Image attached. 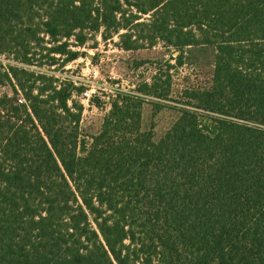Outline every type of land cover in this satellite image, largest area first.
I'll use <instances>...</instances> for the list:
<instances>
[{
    "label": "trees",
    "instance_id": "obj_1",
    "mask_svg": "<svg viewBox=\"0 0 264 264\" xmlns=\"http://www.w3.org/2000/svg\"><path fill=\"white\" fill-rule=\"evenodd\" d=\"M96 33L179 65L211 45L212 84L159 140L143 94L168 98L170 75L117 90L88 143L66 87L0 61V264H264V0H0V54L19 62L73 61Z\"/></svg>",
    "mask_w": 264,
    "mask_h": 264
},
{
    "label": "rangeland",
    "instance_id": "obj_2",
    "mask_svg": "<svg viewBox=\"0 0 264 264\" xmlns=\"http://www.w3.org/2000/svg\"><path fill=\"white\" fill-rule=\"evenodd\" d=\"M73 49H80L82 54L65 64L61 58L64 56L58 53L55 54L54 63H49L48 57H41L40 63L26 64L6 53L0 54V61L4 66L18 63L19 67L29 71L52 76L55 85L66 87L71 93L68 102L71 112L77 114L81 107L78 132L88 143L91 136L100 131L104 115L110 109L111 97L117 90L137 92L140 84H152L155 77L160 75L159 82L165 85L170 75L168 98L143 94L145 101L142 106L141 129L151 130L154 139L159 140L179 117V107L185 106V90L210 87L216 59V49L211 45L189 46L184 49L183 64L179 65L172 58L178 52L161 42L154 46L125 50L119 45L117 35L104 40L100 33L92 35L84 46ZM42 81L37 80L36 85L41 86ZM3 93L13 95L9 84L0 83V95ZM17 96L22 98L20 93ZM97 99L101 101L97 102ZM199 112L203 114L202 118L213 115L203 110ZM60 113L67 129L75 128L77 131V119L73 121L68 112Z\"/></svg>",
    "mask_w": 264,
    "mask_h": 264
},
{
    "label": "built area",
    "instance_id": "obj_3",
    "mask_svg": "<svg viewBox=\"0 0 264 264\" xmlns=\"http://www.w3.org/2000/svg\"><path fill=\"white\" fill-rule=\"evenodd\" d=\"M19 100H20L21 102H23V101L25 102V100H24V99H19Z\"/></svg>",
    "mask_w": 264,
    "mask_h": 264
}]
</instances>
